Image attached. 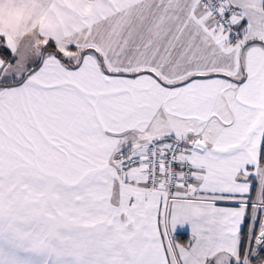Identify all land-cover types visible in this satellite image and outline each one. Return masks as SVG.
I'll return each mask as SVG.
<instances>
[{
  "label": "snow or ice",
  "instance_id": "6c2138e0",
  "mask_svg": "<svg viewBox=\"0 0 264 264\" xmlns=\"http://www.w3.org/2000/svg\"><path fill=\"white\" fill-rule=\"evenodd\" d=\"M0 264H264V0H0Z\"/></svg>",
  "mask_w": 264,
  "mask_h": 264
}]
</instances>
